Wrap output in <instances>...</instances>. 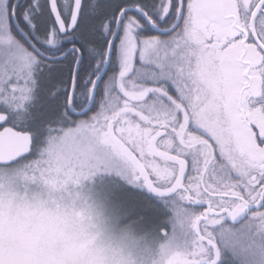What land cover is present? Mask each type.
I'll return each instance as SVG.
<instances>
[{
	"label": "snow or ice",
	"instance_id": "obj_1",
	"mask_svg": "<svg viewBox=\"0 0 264 264\" xmlns=\"http://www.w3.org/2000/svg\"><path fill=\"white\" fill-rule=\"evenodd\" d=\"M113 157L207 205L168 264H223L217 228L264 224V0H0V183L67 188ZM67 225L0 211V264H80Z\"/></svg>",
	"mask_w": 264,
	"mask_h": 264
},
{
	"label": "clouds",
	"instance_id": "obj_2",
	"mask_svg": "<svg viewBox=\"0 0 264 264\" xmlns=\"http://www.w3.org/2000/svg\"><path fill=\"white\" fill-rule=\"evenodd\" d=\"M66 193L67 188L59 185L26 186L21 181L19 186H13L2 182L0 211L12 216L43 211L65 218L68 225L65 234L58 237L57 247L74 253L80 264H168V258L177 250L172 237L154 242L147 233H137L131 225L114 228L105 218L91 212L87 204L80 201L78 193L74 196ZM78 212L82 215L78 216ZM238 218L237 224L228 222L223 227L242 238L239 244L232 238H222L219 228L216 229L220 252L231 254L234 264H264V224L251 212ZM177 223L187 226L186 217L179 215ZM72 232L77 239L71 238Z\"/></svg>",
	"mask_w": 264,
	"mask_h": 264
},
{
	"label": "rangeland",
	"instance_id": "obj_3",
	"mask_svg": "<svg viewBox=\"0 0 264 264\" xmlns=\"http://www.w3.org/2000/svg\"><path fill=\"white\" fill-rule=\"evenodd\" d=\"M98 155L103 159L102 151H98ZM114 164L123 167L113 157L112 162L101 163L90 178L79 185H69L66 194L74 196L78 193L80 201L86 203L91 212L105 218L114 228L131 225L137 233H147L154 242L172 237L178 247L183 246L190 238V232L186 225L177 223V218L187 208L194 211L197 208L193 209L192 205L171 195H154L139 184L125 183L123 172H119L121 181L117 176L115 179L110 175L115 170ZM227 264H234V261Z\"/></svg>",
	"mask_w": 264,
	"mask_h": 264
},
{
	"label": "trees",
	"instance_id": "obj_4",
	"mask_svg": "<svg viewBox=\"0 0 264 264\" xmlns=\"http://www.w3.org/2000/svg\"><path fill=\"white\" fill-rule=\"evenodd\" d=\"M118 165V164H117ZM114 166H115V164H114ZM118 166H120V165H118ZM121 167V166H120ZM121 168H123V167H121ZM121 168H118V167H116L115 166V170L114 171H112V173H110V175H112L113 177L114 176H117L118 177V179L120 180V176H119V172H123V174H124V177H123V181L126 183H129L128 182V179H127V177H126V174H125V172L123 171V169H121ZM115 178V177H114ZM116 179V178H115ZM121 181V180H120ZM123 182V183H124ZM127 185V184H126ZM129 187V186H128ZM145 188V187H144ZM146 189V188H145ZM147 190V189H146ZM148 191V190H147ZM148 193H149V191H148ZM148 196V195H147ZM221 260L223 261V264H227L229 261L230 262H232V261H234L233 260V257H232V255L231 254H227V252H224L223 254H222V256H221Z\"/></svg>",
	"mask_w": 264,
	"mask_h": 264
},
{
	"label": "flooded vegetation",
	"instance_id": "obj_5",
	"mask_svg": "<svg viewBox=\"0 0 264 264\" xmlns=\"http://www.w3.org/2000/svg\"><path fill=\"white\" fill-rule=\"evenodd\" d=\"M193 206V205H192ZM207 205H204L203 207H195L193 206V209H196L197 208V212H203L205 209H206ZM253 208H255L256 206L253 205L252 206ZM260 211H264V209H260ZM239 219L240 218H237V220L235 221H229L228 219L225 221V223H228V222H231L233 225L237 224L239 222Z\"/></svg>",
	"mask_w": 264,
	"mask_h": 264
},
{
	"label": "water",
	"instance_id": "obj_6",
	"mask_svg": "<svg viewBox=\"0 0 264 264\" xmlns=\"http://www.w3.org/2000/svg\"><path fill=\"white\" fill-rule=\"evenodd\" d=\"M152 194H154V195H158V194H156V193H153V192H151ZM159 196H168V195H159Z\"/></svg>",
	"mask_w": 264,
	"mask_h": 264
}]
</instances>
